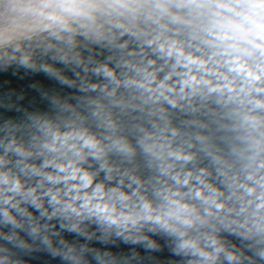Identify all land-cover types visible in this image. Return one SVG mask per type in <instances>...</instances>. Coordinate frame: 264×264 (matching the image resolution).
<instances>
[{
  "label": "clouds",
  "instance_id": "obj_1",
  "mask_svg": "<svg viewBox=\"0 0 264 264\" xmlns=\"http://www.w3.org/2000/svg\"><path fill=\"white\" fill-rule=\"evenodd\" d=\"M0 264H264V0H0Z\"/></svg>",
  "mask_w": 264,
  "mask_h": 264
}]
</instances>
